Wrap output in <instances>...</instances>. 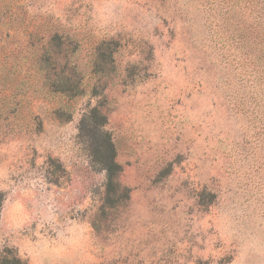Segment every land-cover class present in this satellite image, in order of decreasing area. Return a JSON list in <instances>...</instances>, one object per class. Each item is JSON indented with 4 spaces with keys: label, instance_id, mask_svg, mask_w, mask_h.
Returning <instances> with one entry per match:
<instances>
[{
    "label": "rangeland",
    "instance_id": "obj_1",
    "mask_svg": "<svg viewBox=\"0 0 264 264\" xmlns=\"http://www.w3.org/2000/svg\"><path fill=\"white\" fill-rule=\"evenodd\" d=\"M0 264H264V0H0Z\"/></svg>",
    "mask_w": 264,
    "mask_h": 264
},
{
    "label": "trees",
    "instance_id": "obj_2",
    "mask_svg": "<svg viewBox=\"0 0 264 264\" xmlns=\"http://www.w3.org/2000/svg\"><path fill=\"white\" fill-rule=\"evenodd\" d=\"M98 161L106 171L105 185L108 194L118 196L119 190L121 189V183L118 178L121 166L115 159V147L111 141L106 144L104 154Z\"/></svg>",
    "mask_w": 264,
    "mask_h": 264
},
{
    "label": "clouds",
    "instance_id": "obj_3",
    "mask_svg": "<svg viewBox=\"0 0 264 264\" xmlns=\"http://www.w3.org/2000/svg\"><path fill=\"white\" fill-rule=\"evenodd\" d=\"M27 195V193H25ZM29 220V212L23 198L5 202L4 224L6 228L19 229Z\"/></svg>",
    "mask_w": 264,
    "mask_h": 264
}]
</instances>
